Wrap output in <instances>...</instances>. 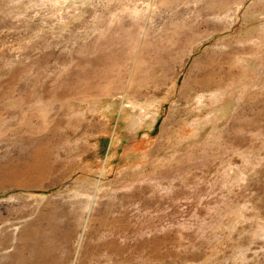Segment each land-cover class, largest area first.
Instances as JSON below:
<instances>
[{"label": "rangeland", "instance_id": "1", "mask_svg": "<svg viewBox=\"0 0 264 264\" xmlns=\"http://www.w3.org/2000/svg\"><path fill=\"white\" fill-rule=\"evenodd\" d=\"M0 264H264V0H0Z\"/></svg>", "mask_w": 264, "mask_h": 264}]
</instances>
